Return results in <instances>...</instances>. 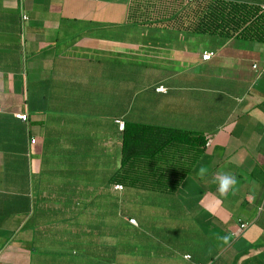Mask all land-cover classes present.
Listing matches in <instances>:
<instances>
[{"label":"crops","instance_id":"crops-1","mask_svg":"<svg viewBox=\"0 0 264 264\" xmlns=\"http://www.w3.org/2000/svg\"><path fill=\"white\" fill-rule=\"evenodd\" d=\"M133 4L0 0V264H264V40ZM118 118L211 141L117 189Z\"/></svg>","mask_w":264,"mask_h":264},{"label":"trees","instance_id":"trees-1","mask_svg":"<svg viewBox=\"0 0 264 264\" xmlns=\"http://www.w3.org/2000/svg\"><path fill=\"white\" fill-rule=\"evenodd\" d=\"M152 22L190 25L197 30L224 36L264 40V6L238 0H210L183 4L180 0H159ZM134 7V6H133ZM134 12L140 10L133 8ZM207 138L199 133L173 127L126 121L122 131V166L114 182L122 185H160L165 172L155 169V181L148 180L140 166L162 163L165 157L185 158V170L171 188L189 173L191 164L204 151ZM148 180V181H147Z\"/></svg>","mask_w":264,"mask_h":264},{"label":"built area","instance_id":"built-area-1","mask_svg":"<svg viewBox=\"0 0 264 264\" xmlns=\"http://www.w3.org/2000/svg\"><path fill=\"white\" fill-rule=\"evenodd\" d=\"M209 1H210V0H180V3H183V4H195V3H205V2H209ZM133 11H135V10H133ZM27 18H28L27 15L24 14V15H23V19H24V20H27ZM213 55H214V54H213L212 52H205V53L203 54V59L208 60V59L212 58ZM156 91H158V92H164V93H165V92H167V89H166L165 86L160 85V86H158V87L156 88ZM16 116H17L19 119H22V120H24V121L28 119V116H27L26 113H18V114H16ZM116 124H117L118 129H119L120 131H123V130H124V128H125V121H124L122 118H118V119H116ZM210 141H211V139H210V137H208V138H207V141H206V145H209ZM30 142H31L32 144H34V143L36 142V139H35L34 137H32V138L30 139ZM115 188H117V189H122V188H123V185L120 184V183H118V184L115 185ZM129 221H130V223H132V224H137V222H136V220H135L134 218H130ZM241 227H242V228H245V227H246V224H242ZM186 257H187V258H190L189 255H187Z\"/></svg>","mask_w":264,"mask_h":264},{"label":"rangeland","instance_id":"rangeland-1","mask_svg":"<svg viewBox=\"0 0 264 264\" xmlns=\"http://www.w3.org/2000/svg\"><path fill=\"white\" fill-rule=\"evenodd\" d=\"M159 0H134V8L140 9L136 11L134 17L150 20L155 16L158 8ZM151 21V20H150Z\"/></svg>","mask_w":264,"mask_h":264}]
</instances>
